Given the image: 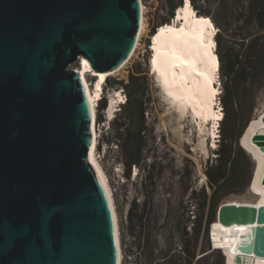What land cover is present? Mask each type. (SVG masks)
<instances>
[{"label":"water","instance_id":"95a60500","mask_svg":"<svg viewBox=\"0 0 264 264\" xmlns=\"http://www.w3.org/2000/svg\"><path fill=\"white\" fill-rule=\"evenodd\" d=\"M141 22V0H0V264H120L92 98L69 66L116 70ZM251 143L264 155V125ZM215 221L243 230L238 263L264 259V203L222 202Z\"/></svg>","mask_w":264,"mask_h":264},{"label":"rangeland","instance_id":"374dc122","mask_svg":"<svg viewBox=\"0 0 264 264\" xmlns=\"http://www.w3.org/2000/svg\"><path fill=\"white\" fill-rule=\"evenodd\" d=\"M179 1L173 0L174 3ZM142 2L146 31L131 59L121 70L107 77L102 98L97 104V158L114 197L122 264H175L176 261L178 264H189L188 248L196 250L192 264H225L223 253L214 249L210 240L216 212L209 223L204 222L198 242L194 221L199 214L202 188H206L209 196L217 189V186L212 189L208 171L217 162L218 149L225 145L233 146L238 161L236 171L228 173L226 184L219 189L220 204L257 199V195L250 191L254 161L240 139L249 120L264 104V67H260L252 77L240 76L228 83L222 56L229 48L247 54L249 41L256 35L264 34V30L248 12L250 0L198 1V6L211 12L209 19L217 30L216 57L217 54L220 57V67L216 87L220 89V94L216 107L224 116L214 138L208 124L201 129L192 117L179 121L177 113L169 112L158 82L151 74L150 61L152 36L160 26L169 25L173 17L168 0ZM78 67L79 61L69 66ZM131 75L139 78L133 80ZM88 79L91 86L97 81L94 75H89ZM117 92L123 96L122 100L130 99L131 94L133 104L128 106L129 101L125 105L119 104L121 100ZM135 98L143 103V113L140 103L134 102ZM113 99L116 102L111 117L109 106ZM122 122L131 124L133 138H137L139 129L143 138L144 149L135 153L140 162L132 164L130 169L128 159L132 149L129 147L123 152L117 139ZM202 132L206 133L204 142ZM208 215L207 209L205 220Z\"/></svg>","mask_w":264,"mask_h":264},{"label":"bare ground","instance_id":"6f19581e","mask_svg":"<svg viewBox=\"0 0 264 264\" xmlns=\"http://www.w3.org/2000/svg\"><path fill=\"white\" fill-rule=\"evenodd\" d=\"M142 22L139 36L135 48L129 58L116 70L110 73H116L121 70L125 64L134 55L139 40L144 33L147 25L144 22L145 8L141 0ZM146 31V30H145ZM216 27L210 19H199L195 9L192 7L191 0H185L182 6L176 10L172 21L169 25H162L157 28V32L151 38L152 57L150 61V71L158 82L159 88L168 105L169 112L177 113L179 121L187 118H193L198 126L203 129L204 124L210 126L212 137L216 138V128L224 113L217 109L216 103L220 89L216 87L220 62L216 57L217 42L215 35ZM81 75L84 76L92 98L94 110V130L95 145L93 150L94 159L100 165L109 189L113 209L115 212L117 233L120 250V264H122L123 252L120 239L119 220L114 202V197L106 173L97 158L98 145V126H97V104L102 97L103 85L110 73L93 74L94 71L88 60L84 57L79 58V67L77 68ZM89 75L97 77V81L91 86L88 79ZM116 92V91H115ZM119 93L118 98L122 100L123 96ZM116 93V94H117ZM116 100H112L109 106V113L113 116V110ZM263 111L257 118H253L247 131L241 136L243 147L250 152L255 159L254 171L250 182V191L260 197L254 201H230L237 203H264V186L262 178L264 175V155L258 148L251 143V136L256 129L264 125L262 117ZM180 123V122H179ZM183 128V127H182ZM200 129V130H201ZM203 131V130H201ZM206 133L202 132V140L205 141ZM215 145V141L213 140ZM205 146V144H202ZM203 154H207L203 152ZM243 230L235 228H225L218 221L211 225V243L214 249L221 250L224 255L225 264H242L238 263L237 255L240 237ZM251 264H264V259L254 257Z\"/></svg>","mask_w":264,"mask_h":264},{"label":"trees","instance_id":"16d2710c","mask_svg":"<svg viewBox=\"0 0 264 264\" xmlns=\"http://www.w3.org/2000/svg\"><path fill=\"white\" fill-rule=\"evenodd\" d=\"M199 0H192L191 3L197 7V9L193 6V8L197 12V16L199 19H209L211 16V12L209 10H206L202 6H198ZM168 3L170 5L171 15L174 16L175 10L182 6V0L179 1V3H174L173 0H168ZM249 14L253 18H255V21L260 25V28L264 30V0H250V7H249ZM155 33V31L153 32ZM264 34H259L253 37L252 40L249 41L248 47H247V54H242L240 52H237L236 49L229 48L225 51L224 55L222 56L223 61V71L224 75L227 79V82L231 83L233 80H235L237 77H252L256 75L259 68L264 67ZM220 43V42H219ZM217 54V58H218ZM220 59V57L218 58ZM220 61V60H219ZM259 64V65H258ZM132 79H138L139 76L137 75H131ZM229 92V91H228ZM128 106L133 104V98L130 94V99H127ZM126 102V103H127ZM134 102H139L141 106V111L143 113V103L140 102L138 98L134 99ZM125 105V104H124ZM105 105L102 106L104 108ZM120 129H122L117 134V139L120 141V146L122 147L123 152H126L129 147L132 149V154L130 156V159H128V167L131 168L132 164H139L140 158H137L135 156L136 152H141L144 149L143 144V138L140 136L141 129H139V135L137 138H133L131 136V124L128 122H122L119 125ZM130 145V146H129ZM218 159L215 165H212L210 168V171H208L209 175V183L212 187V189L217 186V189H214L211 196L208 195L206 188L203 187L201 190V201L198 203V211L199 214L196 216V220L194 221V234L196 238V242H198L202 232H203V226L204 222L209 223L212 219L214 212H216L217 207L220 204L221 196L218 194L219 189H221L225 184L227 179L229 178L228 173L229 172H235V167L237 164V157L233 151V146L231 145H225L224 148L221 147V149H218ZM243 152V151H242ZM243 173V171H242ZM241 173V174H242ZM208 209V217L205 220L206 217V210ZM207 227L204 228V233L206 231ZM190 252V249H187L186 254ZM188 257V254H187ZM196 257V250H193L192 259H189L190 262L194 261ZM174 264V263H173ZM175 264H178L176 261Z\"/></svg>","mask_w":264,"mask_h":264},{"label":"flooded vegetation","instance_id":"af4514ba","mask_svg":"<svg viewBox=\"0 0 264 264\" xmlns=\"http://www.w3.org/2000/svg\"><path fill=\"white\" fill-rule=\"evenodd\" d=\"M192 255H193V249H191L190 252H188V258L192 259ZM190 264L192 263L190 262Z\"/></svg>","mask_w":264,"mask_h":264}]
</instances>
